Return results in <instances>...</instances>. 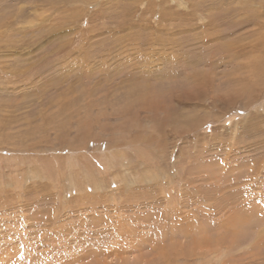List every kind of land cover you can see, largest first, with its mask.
I'll return each instance as SVG.
<instances>
[{"label":"rangeland","instance_id":"1","mask_svg":"<svg viewBox=\"0 0 264 264\" xmlns=\"http://www.w3.org/2000/svg\"><path fill=\"white\" fill-rule=\"evenodd\" d=\"M0 70V264H264V0H0Z\"/></svg>","mask_w":264,"mask_h":264},{"label":"bare ground","instance_id":"2","mask_svg":"<svg viewBox=\"0 0 264 264\" xmlns=\"http://www.w3.org/2000/svg\"><path fill=\"white\" fill-rule=\"evenodd\" d=\"M200 1H201V0H200ZM227 2H228V1H227ZM258 2H259V1H258ZM144 3H145V2H144ZM188 3H190V2H188ZM193 3H194V2H193ZM230 3H231V2H230ZM259 3H260V2H259ZM194 4H195V3H194ZM237 4H238V3H237ZM244 4H245V2H244ZM244 4H243V5H244ZM177 5H178V4H177ZM190 5H191V4H190ZM196 5H197V4H196ZM155 6H156V5H155ZM141 7H142V6H141ZM185 7H186V6H185ZM194 7H195V6H194ZM229 8H230V7H229ZM234 8H237V9H238L239 7H234ZM181 9H182V8H181ZM186 9H187V8H186ZM156 11H158V10H156ZM136 12H137V11H136ZM163 13H165V12H163ZM169 13H170V12H169ZM34 14H35V12H34ZM165 15H166V14H165ZM162 16H163V15H162ZM173 16H174V15H173ZM183 16H184V15H182V17H183ZM191 16H192V15H191ZM78 17H79V16H78ZM81 17H82V16H81ZM176 17H177V16H176ZM179 17H180V16H179ZM33 18H35V17H32L31 19H28V20H33ZM88 18H89V17H88ZM159 19H160V18H159ZM162 19H163V18H162ZM180 19H181V18H180ZM184 19H185V18H184ZM148 20H149V19H148ZM181 21H182V20H181ZM189 21H190V20H189ZM189 21H188V22H189ZM77 23H78V22H77ZM29 24H33L32 21H30ZM159 24H160V23H159ZM187 24H189V23H187ZM185 26H186V25H185ZM187 26H188V25H187ZM25 27H26V26H25ZM171 28H172V27H171ZM161 32H162V31H161ZM205 32H206V31H205ZM206 33H207V32H206ZM206 33H205V34H206ZM164 35H165V34H164ZM172 35L174 36V34H172ZM196 35H197V34H196ZM200 35H201V34H200ZM71 36H72V35H71ZM170 36H171V34H170ZM175 37H176V36H175ZM199 37H200V36H199ZM202 37H203V36H202ZM202 37H201V38H202ZM26 38H27V37H26ZM204 38H205V36H204ZM205 39H206V38H205ZM169 40H170V39H169ZM176 40H177V39H176ZM174 41H175V40H174ZM181 41H182V40H181ZM155 42H156V41H155ZM157 42H158V41H157ZM163 42H164V41H163ZM163 42H162V43H163ZM169 42H170V41H169ZM169 42H168V43H169ZM175 42H176V41H175ZM178 42H179V41H178ZM178 42H177V43H178ZM201 42H202V41H201ZM203 42H205V41H203ZM160 43H161V42H160ZM178 44H179V43H178ZM206 44H207V41H206ZM134 46H135V45H134ZM176 46H177V45H176ZM139 48H140V47H139ZM135 49H137V48H135ZM174 49H176V48L174 47ZM215 49H216V48H215ZM150 50H151V49H150ZM171 50H172V49H171ZM219 50L222 51V53L224 54V55H223L224 57L227 56V57L231 58L230 56L233 54L232 51H231V50H232L231 47H229L228 49H225V50H223L222 48L219 47ZM139 51H141V50H139ZM227 51H230V54L227 55V54H226ZM234 51H237V50H234ZM240 51H241V50H240ZM243 51H244V50H243ZM86 52H87V51H86ZM176 52H177V50H176ZM178 52H179V51H178ZM170 53H172V52H170ZM173 53H175V51H174ZM237 53H238V52H237ZM182 54H183V51H182ZM234 54H235V53H234ZM155 55H156V54H155ZM158 55H159V54H158ZM166 55H167V54H166ZM166 55H165V56H166ZM177 55H178V54H177ZM177 55L175 54V55H173V56H177ZM190 55H191V54H190ZM190 55H188V57H189ZM197 55L199 56V54H197ZM197 55H196V56H197ZM20 56H21V55H20ZM23 56H24V55H23ZM151 56H152V55H151ZM198 56H197V57H198ZM200 56H201V55H200ZM200 56H199V59H200ZM211 56H212V55H211ZM232 56H233V55H232ZM152 57H153V56H152ZM152 57H150V58H152ZM162 57H163V56H161V59H163ZM166 57H167V56H166ZM183 57H184V56H183ZM183 57H182V58H183ZM193 57H194V56H193ZM234 57H235V56H233L231 59L234 60L235 58H237V57H239V56L236 55V57H235V58H234ZM241 57H242V56H241ZM159 58H160V57H159ZM178 58H179V57H178ZM201 58H202V57H201ZM146 59H147V58H146ZM161 59H160V60H161ZM171 59H173V58L171 57ZM180 59H181V58H179L178 60H180ZM199 59H198V60H199ZM208 59L210 60L211 58H208ZM250 59H251V58H250ZM163 60H164V59H163ZM163 60H162V61H163ZM165 60H166V59H165ZM173 60H174V59H173ZM186 60H187V59H185V61H186ZM192 60H193V58H192ZM201 60H202V59H201ZM203 60H204V59H203ZM232 60H230V61L232 62ZM168 61H169V60H168ZM210 61H211V60H210ZM222 61H223V60H222ZM254 61H255V60H254ZM143 62H147V61H143ZM156 62H157V60H156ZM156 62L154 61V64H155ZM177 62H178V61H177ZM182 62H183V61H182ZM182 62H181V63H182ZM93 63H94V62H93ZM121 63H122V62H121ZM124 63H125V62H124ZM149 63H150V62H149ZM158 63H159V62H158ZM178 63H179V62H178ZM178 63H177V64H178ZM185 63H187V62H185ZM185 63H184V64H185ZM195 63H196V62H195ZM218 63H219V62H218ZM224 63H225V62H224ZM143 64H146V63H143ZM206 64H207V63H206ZM257 64H258V63H257ZM127 65H128V64H127ZM127 65H125V66H127ZM130 65H131V64H130ZM146 65H147V64H146ZM159 65H161V64H159ZM162 65H164V64L162 63ZM166 65H167V64H166ZM173 65H175V64H173ZM216 65H217L216 61H213V62L211 63L212 68H215ZM234 65H235V64H234ZM95 66H96V65H95ZM95 66H94V67H95ZM259 66H260V65H259ZM155 67H156V65H155ZM159 67H160V66H159ZM261 67H262V66H261ZM17 68H18V67H17ZM250 68H251V67H250ZM73 69H74V68H73ZM109 69H110V68H109ZM133 69H134V68H133ZM17 70H18V69H17ZM87 70H88V69H87ZM250 70H251V69H250ZM0 71H1V70H0ZM81 71H82V70H81ZM132 71H133V70H132ZM248 71H249V70H248ZM248 71H247V72H248ZM194 72H195V71H194ZM80 73H81V72H80ZM88 73H89V72H88ZM73 74H74V73H73ZM248 74H249V73H248ZM253 75H254V74H253ZM253 75H251V76H253ZM162 76H163V75H162ZM249 76H250V75H249ZM249 76H248V77H249ZM251 76H250V77H251ZM127 77H128V76H127ZM16 78H17V77H16ZM200 78H201V77H200ZM169 79H170V78H169ZM226 79H227V78H226ZM236 79H237V78H236ZM239 79H242V78H239ZM138 80H140V79H138ZM242 80H243V79H242ZM30 81H31V79H30ZM29 84H30V83H29ZM31 86H33V85H31ZM100 86H101V85H100ZM110 86H111V85H110ZM92 87H93V86H92ZM56 88H57V87H56ZM99 88H100V87H99ZM101 88H102V87H101ZM68 89H69V88H68ZM241 89H242V88H241ZM5 90H6V89H5ZM85 90H86V89H85ZM239 90H240V89H239ZM69 91H70V90H69ZM76 91H78V90H76ZM70 92H71V91H70ZM66 93H67V92H66ZM151 93H152V92H151ZM155 93H156V92H155ZM244 93H245V92H244ZM106 94H107V93H106ZM71 95H72V94H71ZM74 95H75V94H74ZM74 95H73V97H74ZM250 96H251V95H250ZM140 97H141V96H140ZM244 97H245V96H244ZM63 99H64V98H63ZM79 99H80V98H79ZM102 99H103V96H102ZM156 99H157V98H156ZM108 100H109V99H108ZM63 101H64V100H63ZM157 101H158V100H157ZM69 102H70V101H69ZM95 102H96V101H95ZM143 103H144V102H143ZM255 105H256V104H255ZM149 106H150V105H149ZM105 109H106V108H105ZM147 109H148V108H147ZM135 111H136V110H135ZM115 113H116V112H115ZM241 118H242V117H241ZM69 144H70V143H69ZM81 149H82V148H81ZM74 151H75V150H74ZM116 154H117V153H116ZM116 154H114L112 157H111V156H107L108 161L106 160V162H105V167H106V164H107V163L117 165L116 162H114V161H116V160L114 159V158L116 157ZM93 155H94V154H93ZM79 157H80V156H79ZM117 158L122 159L123 157H122V156H118ZM113 160H114V161H113ZM79 162H80V161H79ZM94 162H95V163H94L95 166L98 167V171L101 170V172H102V170H103V173H105L104 168L101 167V165H100L99 162H98V159H94ZM20 163H21V162H20ZM51 163H52V162H51ZM122 164H123V163H122ZM123 165H124V166H122V168H123V174H124V173H127V167L125 166V164H123ZM88 167H89V166H88ZM93 168H94V167H93ZM95 170H96V169H95ZM90 173H91V172H90ZM92 173H94V172H92ZM98 173H99V172H98ZM151 173H152V172H151ZM83 174H84V173H83ZM100 174H101V173H100ZM72 175H73V174H72ZM93 175H94V174H93ZM93 175H90V176L93 177ZM64 177H65V176H64ZM103 177H104V176H103ZM61 178H62V177H61ZM61 178H60V179H61ZM69 178H70V177H69ZM73 178H74V177H73ZM73 178H70V179H69V180H71L70 183H73ZM99 179H100V178H99ZM65 180H66V179H65ZM101 180H102V179H101ZM77 181H78V179H77ZM98 181H100V180H98ZM75 182H76V180H75ZM75 182H74V183H75ZM100 182H101V181H100ZM76 183H77V182H76ZM102 183H104V182H102ZM131 183H132V182L130 181L129 184L131 185ZM84 184H85V183H84ZM69 185H70V184H69ZM75 186H76V185H75ZM98 186L100 187V184H99ZM52 188H53V187H52ZM101 188H103V186H102ZM55 189H56V188H55ZM79 189H80V188H79ZM96 189H97V188H96ZM102 190H103V189H102ZM81 191H82V190H81ZM44 195H45V194H44ZM52 198H53V197H52ZM181 198H182V197H181ZM54 199H55V198H54ZM73 199H74V198H73ZM184 199H185V198H184ZM102 202H103V201H102ZM84 203H85V202H84ZM187 203H188V202H187ZM85 206H86V205H85ZM191 217H192V216H191ZM187 218H188V217H187ZM105 222H106V221H105ZM108 222H109V221H108ZM142 222H143V221H142ZM109 223H111V222H109ZM101 224H102V223H101ZM113 224H114V223H113ZM107 226H108V225H107ZM112 226H113V225H112ZM108 228H109V227H108ZM238 229H239V228H238ZM240 230H241V229H240ZM64 231H65V230H64ZM230 231H231V230H230ZM235 232H236V229H235ZM232 234H233V233H232ZM68 235H69V234H68ZM68 235H67V237H68ZM154 237H156V236H154ZM154 237H153V238H154ZM153 238H152V239H153ZM201 238H202V237H201ZM68 239H69V238H68ZM203 239H204V238H203ZM60 242H61V241H60ZM110 242H111V241H110ZM116 245H117V244H116ZM135 248H136V247H135ZM101 249H103V248H101ZM107 249H108V248H107ZM107 251H108V250H107ZM134 251H135V250H134ZM108 253H109V252H108ZM114 256H116V255H114ZM119 258H120V257H119ZM112 259H113V258H112ZM107 261H108V260H107ZM95 264H97V263H95Z\"/></svg>","mask_w":264,"mask_h":264}]
</instances>
